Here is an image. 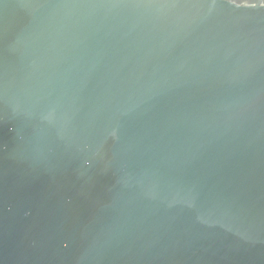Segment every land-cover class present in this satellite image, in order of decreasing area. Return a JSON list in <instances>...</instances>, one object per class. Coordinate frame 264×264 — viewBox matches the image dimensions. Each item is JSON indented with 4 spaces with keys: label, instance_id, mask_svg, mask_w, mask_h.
Here are the masks:
<instances>
[{
    "label": "water",
    "instance_id": "1",
    "mask_svg": "<svg viewBox=\"0 0 264 264\" xmlns=\"http://www.w3.org/2000/svg\"><path fill=\"white\" fill-rule=\"evenodd\" d=\"M0 264H264V0H0Z\"/></svg>",
    "mask_w": 264,
    "mask_h": 264
}]
</instances>
